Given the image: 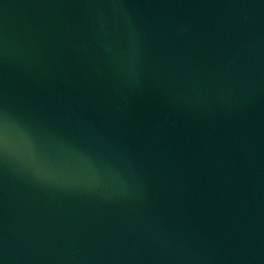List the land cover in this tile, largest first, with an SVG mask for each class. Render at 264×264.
I'll return each instance as SVG.
<instances>
[{
  "label": "water",
  "instance_id": "95a60500",
  "mask_svg": "<svg viewBox=\"0 0 264 264\" xmlns=\"http://www.w3.org/2000/svg\"><path fill=\"white\" fill-rule=\"evenodd\" d=\"M0 264H264V0H0Z\"/></svg>",
  "mask_w": 264,
  "mask_h": 264
}]
</instances>
